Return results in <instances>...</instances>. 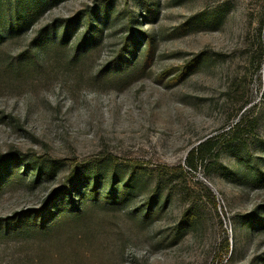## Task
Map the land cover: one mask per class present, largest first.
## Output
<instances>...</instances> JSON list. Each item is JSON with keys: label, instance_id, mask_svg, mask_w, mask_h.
Masks as SVG:
<instances>
[{"label": "rangeland", "instance_id": "obj_1", "mask_svg": "<svg viewBox=\"0 0 264 264\" xmlns=\"http://www.w3.org/2000/svg\"><path fill=\"white\" fill-rule=\"evenodd\" d=\"M0 264H264V0H0Z\"/></svg>", "mask_w": 264, "mask_h": 264}, {"label": "trees", "instance_id": "obj_2", "mask_svg": "<svg viewBox=\"0 0 264 264\" xmlns=\"http://www.w3.org/2000/svg\"><path fill=\"white\" fill-rule=\"evenodd\" d=\"M240 127H241V124H236L235 127H234V130L239 129ZM209 142H210V140H206L205 142L201 143L197 147V149L195 151L194 150L192 151V156L195 155L196 153L199 154V153L203 152ZM189 164L191 166L193 165L192 162H191V160H189Z\"/></svg>", "mask_w": 264, "mask_h": 264}]
</instances>
